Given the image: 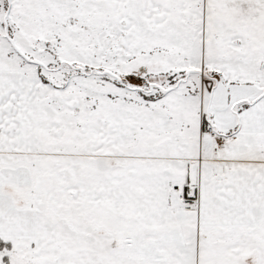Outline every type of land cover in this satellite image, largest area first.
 Masks as SVG:
<instances>
[{
    "label": "snow or ice",
    "instance_id": "snow-or-ice-1",
    "mask_svg": "<svg viewBox=\"0 0 264 264\" xmlns=\"http://www.w3.org/2000/svg\"><path fill=\"white\" fill-rule=\"evenodd\" d=\"M0 264H264V0H0Z\"/></svg>",
    "mask_w": 264,
    "mask_h": 264
}]
</instances>
